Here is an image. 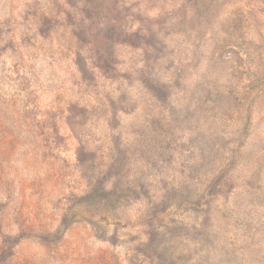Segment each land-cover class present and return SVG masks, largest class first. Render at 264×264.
I'll list each match as a JSON object with an SVG mask.
<instances>
[{"label": "rangeland", "instance_id": "374dc122", "mask_svg": "<svg viewBox=\"0 0 264 264\" xmlns=\"http://www.w3.org/2000/svg\"><path fill=\"white\" fill-rule=\"evenodd\" d=\"M0 264H264V0H0Z\"/></svg>", "mask_w": 264, "mask_h": 264}]
</instances>
